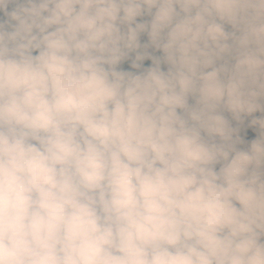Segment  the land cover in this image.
Masks as SVG:
<instances>
[{
  "label": "trees",
  "instance_id": "obj_1",
  "mask_svg": "<svg viewBox=\"0 0 264 264\" xmlns=\"http://www.w3.org/2000/svg\"><path fill=\"white\" fill-rule=\"evenodd\" d=\"M26 1L0 0V14L7 18L6 27L0 30V51L29 28L41 29L48 47H65L73 42L86 41L101 49L110 47V38L105 33L97 13L99 0H90L91 7L86 9L89 16L87 21L77 14L66 12V5L61 0H44L37 5L28 4ZM211 1L198 0L195 9L214 6ZM218 1L221 12L216 16L220 17V21L217 22L214 37L207 39L211 44L198 43L201 39L206 40L205 37L199 36L180 45L192 46L202 49L201 51L207 45L210 46L223 56L227 73L218 67L219 62L215 57L204 55L205 64H196V51H183L180 52V63L183 65L185 61L188 62L191 70L184 66L188 76L182 78L181 83V69L177 73L159 72L161 75L155 76L156 79L151 76L148 84L134 82L132 90L124 88L120 92L123 97L109 100L104 105L102 92L104 88L111 86L108 84L111 79L105 80L102 74L83 75L80 72L77 74L80 81L77 82L73 78L74 81H68L69 78L63 75L73 70L79 61L87 65L88 72L97 70L99 61L95 60L94 55L102 54L75 47L45 60V67L52 81L62 91L86 98L92 104L97 119L92 140L85 139L69 144H57L41 139L31 142L30 173L25 188L28 199L59 214L106 194L178 144L186 132L179 124L182 116L194 118L191 114L196 112L194 116L197 122L199 119V125L225 109L227 102L219 90L224 78L223 92L235 99L252 98L264 92L263 11L261 10L259 15L262 20L254 21L251 16L254 11L253 4L248 12L244 0H231L229 5L222 0ZM253 1L257 3L264 0H252V3ZM81 2L82 0H70L75 6L74 11L82 9ZM152 2L154 5L150 6L151 1L146 0V8L154 11L164 7L158 0ZM120 5L122 0H104L101 16L113 32L115 52L137 47L136 55L140 57L138 54L146 42L141 40L135 31L124 27L117 17L115 19L114 10ZM173 9L182 12L183 6L179 4ZM130 10L131 8L123 11L124 19L139 27L135 19L137 15L131 17ZM235 11H238L240 16L228 18L229 13ZM203 12L205 13L204 10ZM248 13L251 21L247 20ZM159 19L162 23H167L163 16ZM83 22L87 32L74 33V27H84L81 24ZM247 24L250 26H246ZM239 29H243L240 34ZM75 34H81L79 37L85 40H77ZM163 34L165 33L162 32ZM224 35L227 36L226 42L222 38ZM38 43L39 38L31 36L15 48L13 53L10 52L8 57L0 59V87L5 88H0V153L9 133L27 120L47 121L70 132H77L79 129L73 112L48 91L37 74L35 58ZM222 44L223 49L220 48ZM62 62L71 65L63 69L60 66ZM148 65V68L155 67L157 61L153 59ZM211 74H214L212 80ZM37 87L43 90V93L38 92ZM171 87L174 94L168 99L166 91ZM189 101L195 106L193 110H190L188 105L185 106V102ZM178 130L183 132L176 137L173 134ZM172 136L178 139L168 142ZM260 188L264 190V147L237 160L206 205L167 232L182 241L185 231L200 237L204 242L209 240L208 243L197 247L200 254L198 252L195 257L202 264H210L202 257L208 244L211 243L218 249L227 232V239L244 241L242 253L247 252L241 257L244 264H264V249L258 248L252 235L249 236L242 225L243 222L247 224L254 234L251 228L254 220H251L248 206L252 209L250 203ZM254 201H257V198ZM222 225L225 230L220 232ZM166 237V233H163L150 241L135 264H162V245ZM254 237L264 246L261 239L255 234ZM258 252H261V255ZM169 253L170 264H191L172 243L169 244ZM215 256H218L217 252ZM215 260L212 264H217Z\"/></svg>",
  "mask_w": 264,
  "mask_h": 264
},
{
  "label": "water",
  "instance_id": "obj_2",
  "mask_svg": "<svg viewBox=\"0 0 264 264\" xmlns=\"http://www.w3.org/2000/svg\"><path fill=\"white\" fill-rule=\"evenodd\" d=\"M103 2L99 0L97 13L111 41L108 49L87 42L48 47L45 34L36 28L0 51L1 59L27 38L37 36V74L79 124L77 132H70L47 121L27 120L5 139L0 153V264H135L150 241L206 205L237 160L264 147V92L235 99L223 92L224 78L219 86L227 102L224 110L191 129L177 145L106 194L59 214L28 199L25 188L34 139L57 144L92 140L97 119L92 104L58 88L47 73L45 60L75 47L104 53L114 50L113 32L101 16ZM119 18L124 27L146 37ZM0 21L2 29L6 23L2 15ZM156 27L174 34L169 26ZM171 243L185 260L200 264L177 237L164 241L162 264H170Z\"/></svg>",
  "mask_w": 264,
  "mask_h": 264
},
{
  "label": "flooded vegetation",
  "instance_id": "obj_3",
  "mask_svg": "<svg viewBox=\"0 0 264 264\" xmlns=\"http://www.w3.org/2000/svg\"><path fill=\"white\" fill-rule=\"evenodd\" d=\"M43 1L44 0H34V1L27 0L26 3L28 4L34 3L37 5L39 3H42ZM61 1L63 2V4L66 5V8H65L66 12H69L71 14L73 13L72 15L77 14L78 16H81L83 19H86V21L88 20L89 16L87 14L86 9L91 7L90 0H82L81 2L82 9H78L77 11H74L75 6L70 3V0H61ZM145 1L146 0H122V5L117 6L114 10L115 19L116 17L119 18V16H121L124 19L122 13L124 10L129 9V8H131L130 10L131 17L134 18V14L137 15L135 19L139 23V27L133 25L130 22L129 23L132 24L134 27H136L140 32H142V34L146 36V37H142L137 34L141 38V40L146 42L143 47V50L138 54L140 57L136 55L138 53L137 47L133 49L124 48L122 51H116V52L114 48V53H112L113 51L112 50L110 53L102 54V56H98L97 54L94 55L95 60L99 61L98 63L99 68L97 70L95 69V70L88 72L87 65H84L82 61H79L78 63H76L78 65L74 68L75 71L73 69L69 73L63 74L69 78L68 81L76 80L77 82L80 81L78 79L80 77H78L77 75L80 72H82L83 75H86V74L91 75L93 73L102 74L105 80L111 79V81H109L108 83L111 86L104 88L102 92V101L104 102V105L109 100H114L118 98L119 96H121L122 94H120V92L124 88L132 90L131 86L134 85V82H140V83L142 82L143 84H148V82L151 81L152 78L156 79L155 76H160L161 75L160 73L165 74V73H169L170 71H172V73H177L179 69L183 71L180 77L183 76L185 73H187V71L186 69L183 68L182 63H180L181 59L179 57L182 55L180 52L196 51V53H194L195 55H198L196 56L198 59V61H196V64L198 62H201V63L203 62L204 57H205L204 55L212 56V57H215V55H218L221 58H223V56L219 55L213 48H211L208 45L204 48L203 51H201L202 49H195L192 46L180 45L183 42H188V39H192V38L199 37V36L203 37L202 34L203 35L210 34L211 31L215 30V28L217 27V22L220 21V17L216 15L220 14L221 12V8L219 6L220 3L218 0L211 1L212 5L214 6H209L206 8H197V9L195 8L198 3V0H158L160 1V5H164V7H160L159 9L154 10V11L146 8ZM150 1H151L150 6L154 5L152 0ZM208 2L209 1H205V3H208ZM222 2L229 5L231 3V0H222ZM244 3H245V6L248 12H249V9L252 8V4L254 5L255 12L253 11V14H251L254 21L262 20L259 17V15H261V10L263 11V14H264V1L257 2V3L253 1L252 3V0H244ZM179 4L183 6L182 12L180 10L173 9L176 5H179ZM117 10H119V13H118L119 16L116 13ZM163 10H165L164 13H159L160 11H163ZM203 10L205 11V13L204 12L202 13ZM0 15H2L5 19L6 23L3 27L5 28L7 25V18L3 14H0ZM160 16H163L165 20L167 21V23H162L161 20L159 19ZM235 16H240V13L238 11L231 12L229 13L228 18L234 19ZM251 16H250V13L246 14L247 20L251 21L252 20V18H250ZM262 18H264V15H262ZM81 24L84 27L82 28L74 27L73 30H75L76 32L86 33L87 29L85 28V22ZM1 25H2V22L0 21V26ZM156 26H169L174 30V34L170 33L167 30L159 29ZM233 26H234V29H236L235 25ZM246 26L249 27L250 24H247ZM119 28H121L122 30L121 26H119ZM162 32L165 34L162 35ZM173 35H174V38L170 42ZM155 38L158 40H156ZM201 42L202 43L204 42V44L206 43L211 44V43H208L207 38L206 40L201 39L198 41V43H201ZM11 53H13V51ZM5 57H8V56H5ZM153 59L157 61V65H156L157 68L156 66L148 68L149 61L153 62ZM170 59H172V61H170ZM223 62H224V67L226 68L225 61ZM70 65L71 64H66L65 62H62L60 64V66L63 69H65V67L68 68ZM218 67L219 68L221 67L224 71V67L220 63L218 64ZM4 69H6V67H4ZM213 75L214 74H211V76ZM72 78L74 80H72ZM53 83L56 85L54 81ZM0 88L1 90L5 89L2 87ZM36 90L38 92L43 93V90L41 91L39 87H37ZM260 190L264 192L262 188H260ZM256 198H257V201H254V199ZM254 199L250 203V206L252 205L251 208L261 209V207L263 206L262 199L257 196H255ZM249 209L250 208L248 206V210ZM242 225L244 227V230L247 232V234L249 236L252 235L254 239L253 241L254 243L257 244L258 248L264 249V246L261 245L258 242V240L254 237V234L252 233L250 227H248V225L245 224L244 222L242 223ZM167 231L168 230L164 232L167 235L166 239L175 237L174 235H172L171 233ZM187 233L189 234L188 231H185V233H183L184 241L180 240V238L179 240L182 243L186 252L189 255H191L198 263L202 264L200 261H198L197 257H195V255L198 253L197 247H200L204 243H208L209 240L207 242H204L198 236L197 238L193 239V235H190V234L187 235ZM228 236H229V232H227L225 238L222 239V243L219 244L221 246L218 249L214 245H211L213 248L211 260L205 258V256L202 254V257L205 259L206 263L212 264V262L217 257V259L215 260L217 261V264H244V261L241 259L242 255L247 254V252L242 253L244 251L243 247L245 246L244 241H239V240L237 241L236 239H233V238L227 239ZM212 248H211V251H212ZM207 251H208V247L205 252ZM216 252L218 256H215Z\"/></svg>",
  "mask_w": 264,
  "mask_h": 264
},
{
  "label": "rangeland",
  "instance_id": "obj_4",
  "mask_svg": "<svg viewBox=\"0 0 264 264\" xmlns=\"http://www.w3.org/2000/svg\"><path fill=\"white\" fill-rule=\"evenodd\" d=\"M241 31H243V29H239V34H240V32ZM214 32H215V30H213V31H211V33H210V35L209 34H206V35H203L202 34V36L203 37H205V38H207V39H209V40H211V36L212 37H214ZM74 33H77V32H74ZM80 33V32H79ZM239 34H236V36H238ZM79 36H82L81 34H75V37L77 38V40H85L83 37H79ZM224 37H225V39H224ZM224 37H222L223 38V41L224 42H226V35H224ZM218 39L220 40V36L218 37ZM87 42V41H86ZM221 49H223L224 48V44H222V46L220 47ZM199 63H201V62H199ZM201 64H205L204 62H202ZM183 68L184 69H189V67H190V64L188 63V62H186L185 61V63H183ZM186 68H185V67ZM189 70H191V69H189ZM188 76V74L187 73H185L183 76H181L180 77V80H179V83L181 82V80H182V78H186ZM214 78V75L212 76V78H211V80ZM179 85V84H178ZM177 85V86H178ZM202 85V84H201ZM173 87V86H172ZM170 88L169 90H167L166 91V97L168 98V99H170V97L174 94V91H173V88ZM178 88V87H177ZM173 91V92H172ZM191 103V104H190ZM188 105V106H187ZM185 106H187L190 110H193V108L195 107L193 104H192V102L191 101H189V102H185ZM184 106V107H185ZM190 115V114H189ZM194 115H196V112H193L192 114H191V116H193L194 118H191L190 116L189 117H187L186 115H184V116H182L183 117V119L181 120V122L179 123L181 126H182V128H185L184 129V132H185V134L187 133V132H189L191 129H193L194 127H196V125L198 124V122H199V119H198V122H197V118L194 116ZM169 122H170V120H169ZM182 132L183 131H181V130H178L177 132H175L173 135L174 136H176V137H178V136H180V135H182ZM184 134V135H185ZM183 135V136H184ZM174 139H178V138H175V137H171L169 140H168V142H170V141H172V140H174ZM257 197H260L261 199H262V201H263V206L261 207V209H259V210H256L255 208H252V209H249L248 210V212L250 213V216H251V220H254V223L251 225V228H252V230H253V232H254V234L257 236V238H259V239H261L262 241H263V243H264V192L262 191V190H258L257 191ZM223 227V225L221 226V228ZM225 230V228L223 227V229H221L220 230V232H222V231H224ZM187 235H188V233H187ZM195 238H197V236L196 235H193V239H195ZM211 248H212V246H211V243H209L208 244V251L207 252H204L203 253V255L205 256V258H207V259H209V260H211L212 259V253H213V248H212V251H211ZM199 253H200V251H198ZM202 254V253H201ZM258 254L259 255H261V252H258Z\"/></svg>",
  "mask_w": 264,
  "mask_h": 264
},
{
  "label": "bare ground",
  "instance_id": "obj_5",
  "mask_svg": "<svg viewBox=\"0 0 264 264\" xmlns=\"http://www.w3.org/2000/svg\"><path fill=\"white\" fill-rule=\"evenodd\" d=\"M184 9H185V8H184ZM185 10H186V9H185ZM0 27H1V26H0ZM2 29H3V27H2ZM2 29H0V30H2ZM31 29H36V28H31ZM29 30H30V29H29ZM26 31H28V30H26ZM26 31H25V32H26ZM22 34H23V33H22ZM22 34H21V35H22ZM21 35H20V36H21ZM20 36H19V37H20ZM98 52H99V51H98ZM99 53H101V54H107V53H110V52H107V53L99 52ZM7 55H8V54H7ZM7 55H6V56H7ZM215 58H216V59L218 60V62L224 67V62H223V61H224V58H221V57L218 56V55L215 56ZM226 68H227V67H226ZM226 68L224 67V73H227V72H228V70H227ZM225 77H226V74H225ZM225 108H226V107H225ZM223 110H224V109H223ZM200 124H201V123H200ZM138 258H139V257H138Z\"/></svg>",
  "mask_w": 264,
  "mask_h": 264
}]
</instances>
